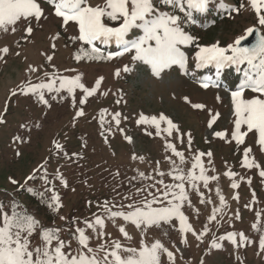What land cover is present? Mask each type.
I'll list each match as a JSON object with an SVG mask.
<instances>
[{"label":"rangeland","instance_id":"obj_1","mask_svg":"<svg viewBox=\"0 0 264 264\" xmlns=\"http://www.w3.org/2000/svg\"><path fill=\"white\" fill-rule=\"evenodd\" d=\"M38 2L45 13L40 20H21L15 26V32L11 27L8 31L0 30V49H9L7 53L0 51V116L4 121L0 123V188L4 190L0 195L13 193L14 187L24 184L26 177L45 165L50 183L45 184L40 179L45 174L44 169H40L37 178L28 181L26 187L37 184L44 191L48 188L45 192L50 197L54 187L63 205L54 224L64 229L62 238L70 239L76 226L73 221L83 226V221L92 219L94 213L103 214L99 205L104 201L127 205L131 201L124 197L132 196L139 200L136 189L152 191L151 185L161 179L159 172H165L163 179L170 183L171 177L167 175L170 164L165 157L172 155L179 163L174 154L165 152V144L171 141L178 150L184 151L187 164L182 167L186 170L190 168L194 154L212 153L211 157L205 155L202 159L208 174L219 179L210 181L207 189L200 187L204 198L210 197L212 203L201 204L199 193H192L189 189L193 207L185 205V212L197 232L201 231L208 224L211 208L219 205L216 195L219 187L227 201V207L217 217L219 223L213 221L208 224L211 231L202 240L189 233L185 244L177 221H173L176 227L161 223L152 226L145 234L118 218L117 224L125 223L132 239H125L118 227L108 221L105 231L111 235L93 238L91 246L95 248L101 243L119 239L124 245L138 247L141 240L154 242L159 239L175 253V264H201L202 260L204 264H264V250L259 247L260 237L264 235V177L260 175L264 171V148L256 142L253 134H249L242 145L231 138L234 129L231 91L235 90L240 75L233 68H227L217 77L211 67L203 71L206 76L213 77L209 87L204 88L202 84L206 76L196 72L193 66L197 44L206 46L219 42L226 46L244 35L245 29L257 25L250 0H223L225 8L219 7L221 0H213L207 12H194L192 20L195 22L185 20L181 25L194 37L191 45L183 46L189 57L187 72L174 65L159 77L152 73L149 65L134 61L133 56L130 59L113 56L110 60L77 62L74 57L81 43L71 39L78 34L76 25L63 26L49 0ZM91 2L95 4L102 0ZM241 4L244 7L239 13L232 11ZM162 7L172 12L168 6ZM199 21L203 22V27L199 26ZM28 24L33 28L30 35L25 31ZM261 29L264 32V28ZM97 45L105 55L117 52L99 42ZM48 56H52L51 61ZM125 65L131 70L125 72ZM30 67L37 71L29 72ZM117 69H120L119 76L115 74ZM46 72L62 75L83 73V82L89 87H94L95 80L100 77L103 81L87 103H81L82 90H77L75 96L66 91L59 95L46 92L48 105L40 102L34 94L25 95L19 91V87L26 83L34 84L45 79ZM14 90L17 94L13 96ZM194 104L205 107L197 109ZM80 108L84 109V115L76 116ZM103 109H107V113L101 122ZM115 113H120L119 125L115 123ZM216 113L219 116L209 127ZM160 114L170 118L179 131L174 129L171 136L165 131L157 135L155 125L138 123L141 115L159 117ZM166 127V122H162L161 129ZM225 130L229 133L227 138L214 135ZM180 136L183 143L177 139ZM126 137H131V141ZM55 143L61 144L62 149L57 150ZM246 147L252 148L250 159H254L257 166H243ZM134 155L143 159H134ZM229 170L237 173L234 178L239 184L237 189L231 188L232 180L225 175ZM141 172L146 178L140 177ZM61 176L67 181V186H64ZM9 178L19 181V184H12ZM237 193L238 200L234 199ZM196 209H199L198 216ZM257 213L261 215L257 217ZM61 216L67 220H61ZM257 222L259 231L252 227ZM228 232H242L248 237V242L238 237L239 246L224 239L218 240L222 247H211L213 239ZM72 246H77L74 239ZM99 255L102 256L103 252ZM162 264H169L166 254L162 256Z\"/></svg>","mask_w":264,"mask_h":264},{"label":"snow or ice","instance_id":"obj_2","mask_svg":"<svg viewBox=\"0 0 264 264\" xmlns=\"http://www.w3.org/2000/svg\"><path fill=\"white\" fill-rule=\"evenodd\" d=\"M53 6L55 15L62 20L63 26L70 23L76 25L78 34L71 39L81 43V47L75 54L74 59L79 62L82 60H110L113 56H122L125 53H134L132 59L149 65L152 73L159 77L160 74L174 65H178L182 70H188V54L183 50V46L191 45L194 37L189 35L181 26L185 20H192L193 13H204L209 9L213 0H102L100 3H92L91 0H49ZM162 6L178 8L181 12H186V16L164 10ZM219 7L225 8L226 5L221 0ZM240 7L232 9L239 13ZM250 7L254 10L257 17V25L245 29V34L236 38L232 43L221 46L219 42L211 45H196L194 53L195 68L204 69L209 66L214 68L215 76L219 77L224 69L233 68L240 75L239 82L235 90L231 91L233 104V125L231 138L238 145L245 143V138L249 134L256 136V142L264 148V0H250ZM44 9L38 0H0V30L16 31V25L21 20L30 19L40 20L44 16ZM231 15V11L229 12ZM194 23L195 21L192 20ZM25 31L30 35L33 28L28 24ZM257 34L256 43L252 46H242L241 42L248 36ZM59 34H57L58 36ZM115 43L122 49L116 53L104 54L103 50L97 45ZM52 47H55L53 44ZM7 53V47L0 49ZM49 61L52 56H48ZM54 67V66H53ZM125 72L131 69L125 65ZM37 69L30 67L29 72ZM117 76L120 69L116 70ZM45 79L38 83H26L19 87L22 94H34L40 102L48 105L45 93L60 94L66 91L75 96L77 90H82L81 103H87L100 89L103 77L95 80V86L89 87L83 82V73L62 75L58 72L45 73ZM213 81L211 75L205 77L202 86L208 88ZM251 93V95H248ZM16 91L12 95H16ZM107 94L106 92L104 93ZM187 99V98H185ZM119 103V101H117ZM194 108L201 109L205 106L194 104ZM107 109H103L100 114L101 122L104 121ZM84 109L80 108L76 116H83ZM219 113L212 116L209 123L215 122ZM115 123L120 124V113L114 114ZM0 116V123H3ZM166 122L167 127L161 129V123ZM138 123H151L155 125L157 135L160 131H165L169 136L173 130L179 131L178 126L167 116L160 114L159 117H147L141 115ZM220 138H227V130L214 133ZM131 141V137H126ZM183 143V137H177ZM188 146H191L189 134ZM62 145L55 143L57 150L62 149ZM170 151L175 157L179 158V163L173 159L172 155L165 157L169 161L170 171L167 173L171 177L170 183H165L163 177L165 172H159L161 179L151 185L152 191L146 188H137L136 195L139 200L132 196L124 197L131 203L110 204L104 201L99 207L103 214H93L92 219H85L83 226L73 221L76 226L71 232V238H62L63 228L44 225L34 214L28 211L20 201L13 199L8 205L0 202V264H162V256L166 254L169 264H175L176 255L165 245L156 239L154 242L141 240L140 246L133 247L124 245L119 239L99 244L97 247L91 246L93 238L102 239L104 236L111 235L106 232L107 222L111 221L118 227L125 239L131 240L132 237L126 230L125 223L117 224L120 218L123 222L134 225L141 233H147L152 226H159L167 223L176 227L173 221L178 222V230L183 238V243L188 242L190 233L197 240H202L211 231L208 224L217 220L218 215L227 207V201L219 187L216 188V195L219 205L211 208L207 216L208 224H205L201 231L197 232L190 222L189 215L185 212V205L193 207L189 189L192 193H199L201 204H211V198H204V192L200 191L201 185L207 189L210 181H218L216 175H209L204 166L203 157H211L212 153L199 152L191 157L190 168L182 167L187 164L184 151L178 150L176 144L168 141L165 144V152ZM251 147H246L243 152V166L252 168L257 166L254 159H250ZM134 159L143 157L133 156ZM158 163V162H157ZM40 169H44L45 174L40 179L49 184L45 165L34 170L33 174L25 179L20 188L24 189L28 181L35 180ZM141 178H146L141 172ZM232 182L231 188L237 189L239 184L235 181L237 173L229 170L225 173ZM264 177V171L260 172ZM12 184H19V181L9 178ZM63 180V177L61 176ZM135 179V178H134ZM250 182V181H249ZM64 186L67 181L63 180ZM159 185V186H157ZM29 193L35 190L31 187L26 189ZM49 189L46 188L45 191ZM210 190V189H209ZM52 195L49 200L44 201L54 212H58L63 207L60 202L59 193L54 187L51 189ZM147 192V195L145 193ZM43 198V193H39ZM150 197V198H149ZM234 199H239L237 193ZM248 207V205H245ZM197 216L199 209H196ZM257 217L261 214L257 213ZM237 218H239L237 216ZM61 220H67L61 216ZM257 231L260 230L258 222L252 225ZM238 237L245 243L248 237L244 233L228 232L225 236L213 239L211 247L220 248L218 240H228L239 246ZM73 239L76 247L73 248ZM259 247L264 250V235L260 237ZM103 252V255L99 253ZM201 264H204L203 260Z\"/></svg>","mask_w":264,"mask_h":264},{"label":"trees","instance_id":"obj_3","mask_svg":"<svg viewBox=\"0 0 264 264\" xmlns=\"http://www.w3.org/2000/svg\"><path fill=\"white\" fill-rule=\"evenodd\" d=\"M233 1L235 2V1H238V0H233ZM168 8L170 10H172V12L173 11L176 12V8L174 9L171 6H169ZM177 13H179V12L177 11ZM179 14H180L181 17L184 16V14L182 12H180ZM217 20H218V18H217ZM209 25L211 26L210 23H208V26ZM187 27L189 28V30L190 29L192 30L191 27H189V26H187ZM205 27H207V26H205ZM206 40H208V38ZM116 46L117 47H120L118 45H116ZM132 56H133L132 53H127V54L125 53L124 55H122L121 58L130 59ZM29 187L33 188L35 190V192L34 193H29L26 190L27 189L26 185H25V188L24 189H21L20 186L19 187L16 186V187H14L13 193L8 194L6 196L4 195V193L2 194V196L0 195V202H3L5 205H8L10 201H12L13 199H15L17 201H20L24 206H26L27 209H28V211L31 212L32 214H34L44 224H49L50 222L51 223L52 222L54 223L57 220V218H58V212H54L44 202L46 200H49L50 197H48V195L44 191V189H42L37 184H32ZM2 191H4V190H2V188H0V192H2ZM39 193H43V198L41 197V195H39Z\"/></svg>","mask_w":264,"mask_h":264},{"label":"water","instance_id":"obj_4","mask_svg":"<svg viewBox=\"0 0 264 264\" xmlns=\"http://www.w3.org/2000/svg\"><path fill=\"white\" fill-rule=\"evenodd\" d=\"M256 40H257V34L254 33L252 36H248L244 41H242L241 44L242 46H252L256 43Z\"/></svg>","mask_w":264,"mask_h":264}]
</instances>
